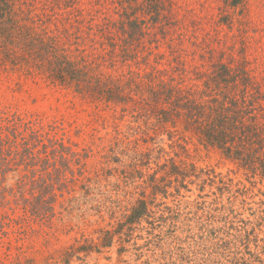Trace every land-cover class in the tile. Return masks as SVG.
<instances>
[{
  "label": "rangeland",
  "instance_id": "374dc122",
  "mask_svg": "<svg viewBox=\"0 0 264 264\" xmlns=\"http://www.w3.org/2000/svg\"><path fill=\"white\" fill-rule=\"evenodd\" d=\"M157 1L38 0L37 6L39 12L46 7L50 30L67 27L74 33L75 49L82 42L76 22L81 13L87 20L105 14L119 18L131 3L144 6L141 13L150 19L149 3ZM163 1V14L178 26L170 25L165 38L160 25L153 27L160 47L147 42L142 55L154 50L150 65L143 57L120 59L115 66L106 62L105 72L145 75L153 66L163 68L173 60L171 43L181 45L193 60V52H200L193 45L196 38L236 58L246 47L253 64L264 68V0H243L238 6L232 0ZM87 20L79 24L80 33L88 31ZM158 51L166 59L156 56ZM195 58L199 63L200 56ZM14 115L39 122L80 153L81 162L72 158L67 171L72 190H56L63 196L54 203L53 216L35 214L24 203L0 207V264H264V182L249 177L219 150L189 133L171 140L168 133L150 131L149 137L144 124L121 106L86 100L41 75L0 65V122ZM180 136L187 151L170 147ZM161 147L169 155L159 159ZM169 157L194 163L196 171L185 180H166L161 164ZM156 178L162 182L157 193ZM15 181L11 174L6 185ZM142 199L148 203L146 212L131 222L129 215Z\"/></svg>",
  "mask_w": 264,
  "mask_h": 264
},
{
  "label": "trees",
  "instance_id": "16d2710c",
  "mask_svg": "<svg viewBox=\"0 0 264 264\" xmlns=\"http://www.w3.org/2000/svg\"><path fill=\"white\" fill-rule=\"evenodd\" d=\"M56 1L59 4L66 0ZM241 3L243 0L231 1L232 6ZM37 5L38 0H0V65L41 75L86 100L121 106L144 124V133L149 137L150 131L156 136L168 133L171 140L180 133H189L205 146L219 150L249 177L264 182V68L253 64L244 52L246 47L241 58H236L227 49H217L196 38L193 45L200 52L195 50L190 60L181 45L171 43L168 48L173 60H168L167 66H153L145 75L133 70L117 75L104 71L106 62L115 66L120 59L125 63L143 57L142 62L150 65L154 50L150 47L148 55H142L147 42L155 43V49L160 47L153 27L160 25L165 38L170 25L178 26L177 20L170 21L163 14V0L149 3L150 19L142 15L144 6L131 3L123 7L119 18L105 14L101 20H87L81 13L82 17L76 19L77 39L83 46L77 42L75 49L71 44L74 33L67 27L50 30L46 7L39 12ZM85 20L88 31L84 34L79 24ZM196 55L200 56L199 63L194 60ZM156 56L166 59L161 51ZM180 139L183 137L170 147L187 151ZM158 152L159 159L169 155L164 147ZM72 158L81 162L80 153L46 132L36 120L14 115L5 124L0 122V207L24 203L33 206L35 214L53 216L54 203L63 196L56 190H72L67 177ZM161 166L166 180L176 177L177 181L185 180L197 168L174 157L166 158ZM11 174L16 181L8 186ZM161 186L156 178V193ZM147 204V200H140L129 220L143 217Z\"/></svg>",
  "mask_w": 264,
  "mask_h": 264
}]
</instances>
